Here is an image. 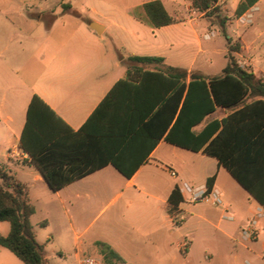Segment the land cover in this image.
Returning a JSON list of instances; mask_svg holds the SVG:
<instances>
[{"label":"crops","instance_id":"crops-1","mask_svg":"<svg viewBox=\"0 0 264 264\" xmlns=\"http://www.w3.org/2000/svg\"><path fill=\"white\" fill-rule=\"evenodd\" d=\"M160 1L164 8V4L178 3ZM49 10V26L44 23L34 32L41 15L34 18L26 4L0 0V166L26 187L35 210L30 222L38 204L52 207L59 233L70 234L74 240L76 261L84 255L83 247L102 242L120 257L121 262L114 264H264L263 208L214 158L200 152L184 153L161 139L130 178L106 165L56 192L48 189L36 168L24 164L29 158L20 147V135L33 95L76 131L124 76L121 60L134 55L116 49L117 43L124 45L123 35L112 37L113 49H106L91 35L100 36L106 30L97 21H87L89 32L79 23L65 29V21H59L55 9L46 11ZM89 22L102 26V32L91 30ZM129 22L125 20V24L115 27L126 33L127 26L136 29L142 24L136 19L132 25ZM180 24L184 23L156 30L172 33ZM238 38L242 43L240 51L250 59L252 46ZM148 56H159L166 65L193 70V58L186 66L168 62L163 52ZM248 63H243L246 69ZM223 116L221 109L213 115L217 119ZM155 169L169 175L173 171L175 176L170 175L169 182L161 183L153 177ZM209 177H213L211 188L220 193V206L182 200L173 215L168 213L167 198L174 187L181 182L205 187ZM257 211L262 216L257 222L256 239L244 241L240 230ZM175 215L180 216L176 223L172 219ZM42 222L45 228L50 226L49 221ZM49 235L53 238L51 232ZM183 242L187 243L185 250ZM96 257L102 259L100 250ZM102 262L108 264L103 259Z\"/></svg>","mask_w":264,"mask_h":264},{"label":"trees","instance_id":"trees-1","mask_svg":"<svg viewBox=\"0 0 264 264\" xmlns=\"http://www.w3.org/2000/svg\"><path fill=\"white\" fill-rule=\"evenodd\" d=\"M258 0H241L240 17ZM217 0H189L191 8L216 16L226 42V64L220 74L207 75L163 63V58L129 55L121 60L124 76L117 80L82 126L73 131L38 96L26 109L20 147L24 164L38 170L51 192L106 165L130 178L162 139L193 153L214 158L264 210V79L238 65L240 43L225 33L227 17L214 7ZM63 12L77 15L69 4ZM137 21L158 29L182 20L160 0L140 5ZM50 20L45 22L49 26ZM217 109L225 116L213 117ZM0 222H7L0 247L23 264H43V246L36 242L30 222L34 206L26 187L0 166ZM213 177L206 179L211 189ZM181 194L174 187L167 198L173 215ZM45 226V222L39 224ZM105 263L121 262L108 245L96 242Z\"/></svg>","mask_w":264,"mask_h":264},{"label":"rangeland","instance_id":"rangeland-1","mask_svg":"<svg viewBox=\"0 0 264 264\" xmlns=\"http://www.w3.org/2000/svg\"><path fill=\"white\" fill-rule=\"evenodd\" d=\"M17 4H26L27 9L34 13V18L41 15V20L34 27V32L41 29L42 25L52 17V10L59 14V21H65V29L70 28L72 23H79L85 30L88 20H95L104 25L106 30L97 37L106 49H113L112 37L123 35L124 45L115 43L118 51H128L134 55H153L163 52L168 62L184 64L190 66L193 58V70H199L207 75L220 74L221 69L226 64V42L222 36L216 16L206 17L194 11L189 0H176L177 4H164L165 9L181 19L184 24L177 26L174 32L166 33L157 31L147 24L142 23L138 28L127 26V32L121 33L115 24H125V20L133 21L132 12L141 15L140 5L150 0H15ZM241 0H217L214 7L219 9L220 17H227L225 22V33L233 40H238L240 47L242 43L238 37L252 46L250 59L240 51L235 55L237 62L246 66L258 76L264 79V0L255 3L245 11L242 16L235 17L234 9ZM69 4L77 15L63 12L62 4ZM28 6H32L29 9ZM44 10V12H40ZM249 15V16H248ZM247 17L245 21L240 18ZM249 17V18H248ZM70 24V25H69ZM132 25V24H131ZM136 34L138 37H135ZM209 35V38L205 36ZM120 44V45H119ZM115 47V46H114ZM241 50V48H240ZM184 151V150H181ZM184 153H188L186 150ZM26 171V170H24ZM153 177L161 183L170 181L171 176L161 170H152ZM1 183V180H0ZM159 187V186H158ZM156 189V187H155ZM49 221L48 228L39 227L38 222ZM57 215L52 207H45L38 204L36 214L31 219V224L35 232V240L43 246V264H75L74 257L76 245L70 234L61 235L57 227ZM7 222H0V234L8 232ZM51 232V235H49ZM84 246V245H83ZM82 256H96L100 248L93 246L83 247ZM0 264H23L12 253L4 248H0ZM176 264H181L177 261Z\"/></svg>","mask_w":264,"mask_h":264},{"label":"built area","instance_id":"built-area-1","mask_svg":"<svg viewBox=\"0 0 264 264\" xmlns=\"http://www.w3.org/2000/svg\"><path fill=\"white\" fill-rule=\"evenodd\" d=\"M242 16V15H241ZM249 16V15H248ZM249 18V17H248ZM247 17L240 18L241 21H245ZM209 38V35L205 36ZM238 65L245 68L239 62ZM171 176H175L173 171H170ZM178 191L181 194L182 200L187 203L203 202L214 206H220L222 203L220 193L217 189L211 188L209 190L204 186H192L187 182H181ZM262 212L257 211L248 224L240 230V237L244 241H253L257 236V222L261 218ZM174 222L180 221V216L175 215L172 217ZM187 246L186 242L182 243V250H185ZM76 264H103L102 259L96 256H81Z\"/></svg>","mask_w":264,"mask_h":264},{"label":"water","instance_id":"water-1","mask_svg":"<svg viewBox=\"0 0 264 264\" xmlns=\"http://www.w3.org/2000/svg\"><path fill=\"white\" fill-rule=\"evenodd\" d=\"M88 26L91 30H93L97 34H100L102 32L103 27L95 22H89Z\"/></svg>","mask_w":264,"mask_h":264}]
</instances>
